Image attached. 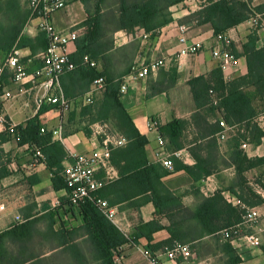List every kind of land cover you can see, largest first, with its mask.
I'll return each instance as SVG.
<instances>
[{
	"label": "trees",
	"instance_id": "obj_1",
	"mask_svg": "<svg viewBox=\"0 0 264 264\" xmlns=\"http://www.w3.org/2000/svg\"><path fill=\"white\" fill-rule=\"evenodd\" d=\"M185 1L187 0H83L86 6L90 3L92 5V10H88V19L82 24L87 32L77 40V51L71 56L77 68L65 72L62 76L79 71L83 78L89 80V89L87 93L73 98H69L62 91L67 99L80 100L76 102V106H83L82 114L90 115L92 123L98 122L107 126L109 133L124 137L126 144L111 151L110 162L118 172V179L107 181L105 172L100 170L98 178L104 181L102 187L92 194L93 199H86L80 204L79 213L83 218V224L72 229L61 225L59 230L49 229L47 232V237L53 239L56 246L54 249H63L62 253L67 259L66 264H116V257L122 256L124 245L128 243L140 245L143 238L150 243L153 235L164 229L157 221H153L140 224L132 234L126 235L102 213L97 204L98 199H107L112 206L120 207L121 210L129 207L140 209L152 203L156 214L165 216L171 221V226L167 228L171 239L169 245L163 248L172 247L177 243H194L204 237L214 236L217 243H222L220 248L228 257L227 264L243 262L236 248L231 244V239L225 240L222 232L236 229V232L232 233V238L254 233L253 230L241 225L245 210L228 203L221 193L210 198L204 197L200 188L196 191L201 200L198 209L192 213L185 209L182 204V196L185 192L172 191L163 182L172 171L162 164H151L148 161L146 148L149 141L140 132L121 102V80L107 78L104 72L84 62V58L88 56L90 61L99 65L104 54L109 50L108 40L101 41L104 38L102 22L105 17L115 16L124 31L143 29L146 33L154 35L173 22L171 8ZM256 13L264 15V8L253 9L246 0H211L190 18L199 25L211 23L216 37L226 35L230 29L251 21ZM29 20L30 11L28 7L22 6L20 0H0V52L8 55L14 47L18 49L28 47L32 54L36 55L33 42L22 35L23 28ZM259 29L261 28L253 30L243 46L242 56L246 58L248 67L246 76L226 82L219 67L213 72L210 81L205 77L190 80L189 85L200 110L193 116L192 122L197 126L198 131L202 125L199 122H204L209 127L202 135L199 131L194 141L196 145L189 150L195 161L194 165L185 164L180 158L173 156L174 171H184L194 182H201L219 170L220 165H227L223 161L221 163L217 152L220 144L229 140L231 148L229 160L231 166L235 167L236 178L228 191L248 208L264 206V198L249 185L244 176L253 168L264 169V157L251 159L241 149L245 141L253 146H259L264 139V130L256 121L259 107L262 108L264 105V48L259 49L257 46ZM42 34L38 41L46 51L48 40L46 34ZM229 48L234 56L239 57L232 44ZM99 77L107 79V87L103 91L102 98L95 100L92 96L91 104H83L82 100L90 93L93 81ZM5 79L13 81L12 74L7 72L2 77V85ZM215 100H218L217 104L214 103ZM256 102L259 106L255 105ZM42 113L43 109L25 126H16L14 134L10 133L12 124L4 118L7 132L0 134V184L3 179L12 175L9 169L11 158L5 154L2 145L14 137L20 146L29 145L33 148V152L36 149L41 151L44 157L41 161L45 162L52 172L54 189L66 191V196L60 198V203L63 207L67 206V212L71 213L74 211V206L68 197L70 191L64 176L65 167L62 165L66 151L61 142L54 141L53 132L44 129L40 120ZM202 113L210 114L216 119L215 123L208 125ZM2 115L3 106H0V116ZM221 119L229 127L237 128V132L225 141H220L218 137L223 131L219 123ZM187 125L188 122L182 120H173L165 125L157 123L158 132L172 154L183 148L182 140ZM200 140L206 143L198 144ZM204 153L206 155H203ZM262 174L257 183L264 190V180L262 181L264 172ZM25 180L30 182L31 178L25 177ZM127 203L129 204L123 207ZM57 211L50 217L53 227L56 226L57 218L59 219L60 216ZM34 223L28 222L24 227L13 228L0 235V261L5 259L8 264H15L14 256L7 251L8 247L5 244L10 241L13 247L17 240L21 251L28 249L32 241ZM80 239L83 241L79 242ZM259 248L264 253V243ZM30 259L39 258L38 256L23 258L20 263H27Z\"/></svg>",
	"mask_w": 264,
	"mask_h": 264
},
{
	"label": "crops",
	"instance_id": "obj_2",
	"mask_svg": "<svg viewBox=\"0 0 264 264\" xmlns=\"http://www.w3.org/2000/svg\"><path fill=\"white\" fill-rule=\"evenodd\" d=\"M24 8L27 7L28 0H20ZM211 0H187L184 3L171 8L173 22L168 26L158 30L154 35L146 33L143 29H136L128 32L120 28L115 16L109 15L103 19L102 29L104 38L108 40L109 50L104 54L99 62L98 69L104 72L107 78L113 80H123L127 76L134 64L144 57L145 60H164L165 66L153 71L144 80L131 83L128 90L121 95V102L124 108L132 117L140 132L148 138L149 144L146 148L147 158L151 164H162L163 160L169 158L173 161V154L168 150L167 144L162 148L159 144L160 133L156 128L157 123L165 125L173 120L188 122L187 127L195 130L197 126L192 122L193 116L199 112L190 80L205 77L210 81L214 71L219 68V61L212 56V50L220 47L214 36V29L211 23L199 25L190 17L198 13L204 5ZM251 8H264V0H246ZM91 3L86 6L84 2H74L67 9L56 12L53 17V25L59 33H67L70 30H78L80 38L83 37L87 29L82 24L88 19V10H92ZM262 16L260 13H256ZM187 28V38L190 43H201L202 48L198 54H191L179 58L177 53L182 48L180 38V27ZM254 28L251 21L242 23L230 29L226 37L239 54L240 66L223 72L226 82L239 79L248 74L246 58L242 56L243 46L247 42L248 36ZM259 49L264 48V28L257 31ZM148 35L144 38V35ZM23 37L33 42L36 55L32 54L30 48L19 49L21 51V63L27 72L32 74L39 66L38 55L44 52L43 46L39 45L38 39L43 36L38 29L37 21H28L23 28ZM77 51L76 44L70 47V55ZM7 53L0 52V62L4 61ZM70 56V57H71ZM174 81V83H172ZM44 80L31 82L30 79L23 85L26 92L19 91L18 83L5 79L3 91H11L16 96L14 99L3 105V118L9 120L15 126H25L26 123L38 115L43 109L40 117L44 129L47 132H54L62 127L63 142L54 137V141L62 143L66 151V157L62 162L64 167L74 163L76 156H91L93 152L101 148L102 127L100 123H92L90 115L82 114L83 106H76L62 112L59 108L40 100L45 98L47 92L43 86ZM89 80L82 77L79 71L63 75L60 80L61 89L73 98L88 92ZM51 93H56L52 90ZM48 93V94H51ZM89 94V93H88ZM103 91L92 94L95 100L102 98ZM257 103V102H256ZM257 105V104H255ZM261 109V108H259ZM260 112V110H259ZM212 117L210 123H215ZM4 122H0V134H6ZM229 140L220 144L217 155L219 159L227 163L220 165V169L209 175L201 182L194 180L184 171H172L163 179L164 184L172 191L185 192L182 196V204L190 213L200 206V196L196 191L200 188L204 197L210 198L217 193L225 198L230 191L228 188L236 178L235 167L231 166L229 160L231 148ZM183 148L180 158L185 164L194 165L189 150L194 148L195 142L188 143L185 138L182 140ZM206 141H198V144H205ZM5 154L11 158L9 169L12 175L6 177L0 184V206L5 205V210L0 211V235L13 228L24 227L28 222H35L32 226V241L30 247L21 251L19 242L15 245L9 241L5 244L7 251L14 256L15 264H21L23 258L38 256L24 264H66V258L62 253V248L54 249L56 246L53 239L47 237L49 229L59 230L61 225L67 229L79 227L83 224V218L77 210L71 213L64 207H58L60 198L66 196V191H56L53 185V175L45 162L34 160L33 148L29 145L20 146L14 137L2 145ZM249 158L264 157V139L259 146L251 145L244 151ZM162 153V155H160ZM203 155H206L205 153ZM220 163V164H221ZM262 175L261 168H253L247 171L244 176L249 185L264 198V190L258 185ZM25 177L31 178L30 182ZM99 177V175H98ZM112 177L118 179V172L114 169ZM31 183V184H30ZM140 200V199H139ZM228 202V201H227ZM229 203V202H228ZM129 203L123 205L126 207ZM117 207V206H116ZM261 214L260 223L256 233L264 243V206L255 207ZM58 210V211H57ZM118 220L122 223V232L130 235L135 228L142 223L157 221L164 229L153 235V240L149 243L147 239H142L140 245L128 243L122 247L121 264H151L139 248L147 247L154 253H161L164 246L169 245L171 235L167 228L171 226V221L162 215L156 214V209L152 203L138 208H126L121 210L117 207ZM58 212L56 226L53 227L52 213ZM20 216L24 223L16 221ZM49 216V217H48ZM54 220V219H53ZM56 221V220H54ZM83 241L82 239L79 242ZM202 242V243H201ZM193 256L187 260L180 259L177 264H227L228 257L220 248L222 243L216 242L214 236H207L194 243H188ZM237 254L242 258L240 264H264V253L258 248L241 246L236 248ZM0 264H8V261L1 259ZM23 264V263H22ZM166 264H171L166 262Z\"/></svg>",
	"mask_w": 264,
	"mask_h": 264
},
{
	"label": "built area",
	"instance_id": "obj_3",
	"mask_svg": "<svg viewBox=\"0 0 264 264\" xmlns=\"http://www.w3.org/2000/svg\"><path fill=\"white\" fill-rule=\"evenodd\" d=\"M83 0H28L27 7L30 11V21L38 22V29L40 32L45 33L48 40V48L46 51L38 55L40 66L32 73L29 74L25 66L21 63V51L14 47L4 61L0 62V106H3L6 102L15 98V94L11 91H3L1 84L2 77L7 73H11L13 81L20 86L19 91L21 93L26 92L24 88L25 81L36 82L37 80H44L43 86L47 92V96L39 101L42 104L44 101L51 105H56L62 112L69 111L76 102L80 100H69L65 97L60 87V77L65 72L73 71L77 66L72 62L70 55V47L75 45L80 38L78 30H70L67 33H59L55 30L53 25V15L61 10L67 9L74 2H82ZM251 24L254 29L264 28V21L262 16L256 14L251 20ZM187 28L185 26L180 27V44L182 48L177 53L179 58L186 57L191 54H198L202 48L201 43H190L187 36ZM148 35H144L147 38ZM219 42L220 47L212 50V56L219 61V67L223 72L230 69H236L240 66V60L232 53L229 48V41L226 35H218L215 37ZM84 62L90 64L91 67L97 68L96 62L90 61L89 57L84 58ZM165 66L164 60H145L144 57H140L130 73L121 80L120 92L125 93L131 83L146 79L151 72L156 71ZM107 79L105 77H99L95 79L91 86V91L83 98V104H91L92 94L106 90ZM55 90L56 93H51ZM51 93V94H48ZM215 104L218 100H215ZM257 123L261 129L264 130V112L260 113L257 118ZM0 122H4L3 116H0ZM220 126L223 131L218 134L220 141H225L230 135L237 132L236 127H229L222 119L220 120ZM156 128H157V124ZM16 126L12 124L10 133L14 134ZM107 126L102 127L104 139H102L101 148L93 152L91 156H76L74 163L65 167L64 176L67 187L70 191L68 194L70 203L74 206V210L80 212V204L86 199H93L92 194L100 189L103 185V180L98 178V173L103 170L106 174V180H114L112 174L114 168L111 165V151L115 147H120L126 144V139L118 134H112L107 131ZM62 127L53 132L54 137L63 142ZM162 148L165 147V141L160 138L159 142ZM251 146L248 141L242 143L241 149L246 151ZM162 155V153L160 154ZM173 156L180 157L181 152H176ZM44 157L39 149L34 151V160H43ZM163 166L169 171L174 170L173 161L169 158L163 160ZM226 200L234 205L240 206L245 210L243 216L242 226L254 231L252 234H246L239 238H232L233 231L236 229H228L222 232L225 240L231 239V244L234 248L246 246L249 248H258L262 244L260 236L256 233V229L260 223L261 214L256 208H248L243 205L236 196L233 194L226 197ZM97 204L102 213L117 227L122 229V223L118 220V210L116 206H112L107 199H98ZM58 207H63L61 203H58ZM5 205L0 206V211L5 210ZM64 208H68L64 206ZM16 221L24 223L25 220L20 216L16 217ZM124 233V232H123ZM126 234V233H125ZM127 235V234H126ZM146 259L151 264H177L180 259L187 260L192 258L193 253L189 245L177 243L172 247H166L164 250L157 254L153 253L149 249L139 248ZM122 256L116 257V264H121Z\"/></svg>",
	"mask_w": 264,
	"mask_h": 264
},
{
	"label": "rangeland",
	"instance_id": "obj_4",
	"mask_svg": "<svg viewBox=\"0 0 264 264\" xmlns=\"http://www.w3.org/2000/svg\"><path fill=\"white\" fill-rule=\"evenodd\" d=\"M258 106H259V104L258 103H256ZM260 108V107H259ZM264 112V105H262V108L260 109V112H259V114L260 113H263ZM202 116L204 117V118H206L205 120H206V122L208 123V125L209 124H211L210 123V120H212V116L210 115V114H208V113H202ZM200 124H202L201 125V127H200V130L199 131H201V135L202 134H204V133H206L207 132V130H208V127L204 124V122H199ZM199 131L198 130H190L187 126H186V129H185V132H184V138H185V140H186V142H188V143H192V142H194L196 139H197V137H198V133H199ZM223 144V143H222ZM262 172H264V169H262ZM263 175V174H262ZM264 180V176H263V178H262V181ZM261 184H262V182H261Z\"/></svg>",
	"mask_w": 264,
	"mask_h": 264
}]
</instances>
